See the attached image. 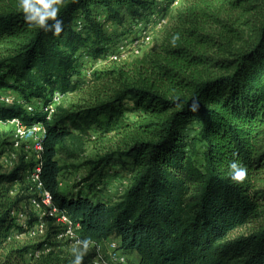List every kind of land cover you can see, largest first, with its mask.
Wrapping results in <instances>:
<instances>
[{
    "label": "trees",
    "instance_id": "obj_1",
    "mask_svg": "<svg viewBox=\"0 0 264 264\" xmlns=\"http://www.w3.org/2000/svg\"><path fill=\"white\" fill-rule=\"evenodd\" d=\"M229 5L241 11L234 21L223 17ZM156 10V0H65V31L53 37L29 29L16 0L0 12V122L44 127L40 181L89 246L115 238L140 264H264V0H202L145 74L131 79L114 67L107 73L116 86L106 98L50 115L57 94L82 86V60L105 59L115 43L99 15L123 26ZM126 99L140 114L127 124V147L90 163L88 192L63 191L59 155L76 156L65 142L76 132L92 138L93 130L122 128ZM233 159L248 169L242 184L227 175ZM113 164L129 181L110 199L100 190ZM36 165L21 159L0 173V264H24L27 248L13 246V213L34 186L16 196L11 188L27 184L24 174ZM95 256L87 251L83 264ZM72 258L52 250L40 264Z\"/></svg>",
    "mask_w": 264,
    "mask_h": 264
},
{
    "label": "rangeland",
    "instance_id": "obj_2",
    "mask_svg": "<svg viewBox=\"0 0 264 264\" xmlns=\"http://www.w3.org/2000/svg\"><path fill=\"white\" fill-rule=\"evenodd\" d=\"M15 1L0 0V12L10 9ZM200 3L202 0H156L157 10L148 20L141 22L128 20L123 26L113 21L108 22L104 15H99L107 33L116 37L115 43L105 59L93 62L86 57L82 60V86L76 92L57 99L50 115L53 116L60 111L61 107L87 105L95 101L97 96L106 98L107 92L113 91L116 86L114 79L107 73L114 67L120 72L124 70L131 79L145 74L155 57L161 52L170 33H176L188 27L184 17ZM228 8L226 12L224 11L225 21H234L241 16L240 10L233 11L230 5ZM208 30L218 29L209 27ZM139 39L141 41L137 44L136 41ZM125 103L127 110L122 120L124 124L122 128L109 133L93 130L92 138L76 132L75 137L65 142L64 146L76 156H70L71 154L66 152L59 155V159L66 165L61 175L63 191L73 194L80 191L88 192L87 185L83 181L91 170L90 163L106 154L121 151L127 147L126 130L128 125L133 127L137 123L140 114L134 108L132 100L126 99ZM38 134L36 133L35 136L37 137ZM34 146V139L21 136L16 123L0 122V173H9L21 159L27 162L35 161ZM105 181L106 185L102 187L100 194L113 199L126 189L129 173L119 165L113 164L106 170ZM28 184L35 187V184L29 180L27 184L16 183L11 188L12 196H16L23 187L29 186ZM21 210L24 216H16L17 227L13 231L12 239L13 246L27 248L24 264H40V261L52 250H63L72 254L71 249L78 246L73 239L58 237L57 233L65 231L66 223L57 217H50L46 209H33L28 201L22 204ZM250 227H253V224L242 229L240 233L248 232ZM76 233L79 234V231ZM116 242L118 241L115 238H111L108 243H101L102 255L109 257L113 250L112 244ZM90 250L97 251V248L91 245L87 251ZM127 253L134 262L138 261L136 253Z\"/></svg>",
    "mask_w": 264,
    "mask_h": 264
},
{
    "label": "built area",
    "instance_id": "obj_3",
    "mask_svg": "<svg viewBox=\"0 0 264 264\" xmlns=\"http://www.w3.org/2000/svg\"><path fill=\"white\" fill-rule=\"evenodd\" d=\"M140 41L141 40L139 39L136 41V43L139 44ZM60 97L61 96L57 94L55 97V102ZM12 121L17 124L18 132L20 133L21 136L30 137L34 139V144H35L34 147L36 151L35 162L37 163V165L34 167V169L28 170L24 174L26 182H28L29 180L31 183L35 184V187H33L32 189L33 193L34 192L35 193L32 194V198H30L29 200L31 203V207L36 210L46 209L50 217H54V218L57 217L59 220L65 222L66 223L65 231L61 233H57L58 237L66 238V239L70 238L75 240V242L77 243L78 241H80V226L73 224L72 221L65 214H63L61 211H59L57 208L53 206L52 196L50 192L44 189L43 184L40 181L41 167L39 161L41 159V155L44 149L43 147V140L45 137L44 127L42 125L41 126L36 125L33 128H29L26 125H24L22 121L18 118L13 119ZM36 133H39L37 137L35 136ZM30 173H32V175H30ZM13 215L15 221L17 220L16 216H24L21 209L15 211ZM76 231H79V234L76 233ZM109 240L92 244L97 248V251H95L96 256L91 264H140L139 261L134 262L130 258L127 252L121 250L119 248L118 242L112 244L111 248H113V250L112 253H110L109 257L103 256L101 243H108Z\"/></svg>",
    "mask_w": 264,
    "mask_h": 264
},
{
    "label": "clouds",
    "instance_id": "obj_4",
    "mask_svg": "<svg viewBox=\"0 0 264 264\" xmlns=\"http://www.w3.org/2000/svg\"><path fill=\"white\" fill-rule=\"evenodd\" d=\"M65 0H17V8L23 13V19L29 29H41L51 33L53 37H60L65 31V23L61 18V8ZM176 39V38H174ZM199 105H193V111ZM228 177L237 184H242L248 175L247 167L238 160L229 161ZM78 246L71 249L72 259L70 264H83L90 241L83 239L77 242Z\"/></svg>",
    "mask_w": 264,
    "mask_h": 264
}]
</instances>
